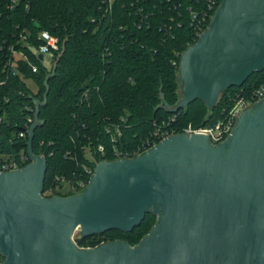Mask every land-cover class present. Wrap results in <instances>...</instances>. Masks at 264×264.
I'll use <instances>...</instances> for the list:
<instances>
[{
  "label": "water",
  "instance_id": "water-1",
  "mask_svg": "<svg viewBox=\"0 0 264 264\" xmlns=\"http://www.w3.org/2000/svg\"><path fill=\"white\" fill-rule=\"evenodd\" d=\"M263 69L264 0H220L181 53L172 110L195 99L211 109L226 88ZM41 104L27 130L31 161L0 170V264H264V97L224 140L171 134L133 157L97 162L68 196L43 195L46 158L32 151ZM148 212L155 224L134 245L75 241L76 231L129 232Z\"/></svg>",
  "mask_w": 264,
  "mask_h": 264
},
{
  "label": "trees",
  "instance_id": "trees-1",
  "mask_svg": "<svg viewBox=\"0 0 264 264\" xmlns=\"http://www.w3.org/2000/svg\"><path fill=\"white\" fill-rule=\"evenodd\" d=\"M8 1L0 0V162L15 160L22 167L31 161L27 129L35 101L43 102L32 151L46 158L43 192L52 189L48 196L82 191L75 185L79 178L89 180L84 168L93 171L97 162L116 159L115 153L135 156L155 131V121L165 120L177 132L189 123L214 125L238 98L251 99L264 84L263 69L226 88L211 109L195 99L172 110L180 98V55L197 40L189 8L200 10L204 0H18L12 9L5 6ZM41 31L58 41L50 66L35 54ZM27 78L36 82V91ZM112 126L120 131L114 141ZM56 175L75 187L55 189L61 187ZM155 221L148 212L129 232L110 229L77 235L75 241L96 246L125 234L138 237L134 243L124 238L134 245Z\"/></svg>",
  "mask_w": 264,
  "mask_h": 264
},
{
  "label": "built area",
  "instance_id": "built-area-1",
  "mask_svg": "<svg viewBox=\"0 0 264 264\" xmlns=\"http://www.w3.org/2000/svg\"><path fill=\"white\" fill-rule=\"evenodd\" d=\"M17 1L18 0H9L5 6L7 8L12 9L17 5V3H18ZM108 2H109V4H111L113 2V0H108ZM218 4H219V0H204V5L200 8V10H194L192 8H189L190 20L194 25L195 36L197 39L200 36V34L208 26V22L210 21V19L213 15L215 9L217 8ZM27 6L28 5H26V7ZM39 38L41 39V43L36 48L35 54L38 57H39V55H42V58H40V59H42V61H43L44 55L50 53L51 54L50 55V63H49V66H50V65H52V62H51L52 54H53V52L58 50L57 38L55 36L51 35L50 33H48L47 31H41L39 33ZM13 54L14 55L18 54L19 57H23L25 60L27 59L25 54H23L22 52H15L14 51ZM30 67H31V70L33 72L37 71L36 65L30 63ZM263 97H264V84L260 85L259 87L254 89V91L252 92L251 99H245L243 97L238 98L234 102L232 107L229 109L228 115L224 120L218 121L214 125L194 126L193 124L189 123L186 126H184L180 132H184L187 134L203 133L209 137V139L212 143L220 142V141L224 140L230 134L231 129L233 127V124H234L237 116L241 113V111L244 110L245 108L249 107L252 103L260 100ZM36 102L37 101H35V104H36ZM170 119L173 120L174 117H171ZM29 121H31V123H32L33 118L30 119ZM154 124H155L154 125L155 131L142 142L141 146L138 149V150H140V152H138L136 155H138L141 152L149 149L151 146L155 145L157 142H159L163 138H165L171 134L180 133V132L175 131L174 128H168L169 122L166 123L165 120L155 121ZM112 128L114 129V131L112 130V132H111V138L114 141L115 136L120 135V131H119L117 126H112ZM23 135H24V133L21 132L20 136H23ZM98 148L100 151L103 150L102 146H99ZM115 154H116L117 158H122V156H120L121 153L118 152ZM125 158H127V157H125ZM19 167H21L20 163L15 161V160H8L5 162H0V170H13V169H17ZM93 171H94V169H93ZM93 171L89 167L84 168V172L89 175V179H90ZM54 180L58 183L63 182L65 184H67L68 190L70 187L74 188L75 186L80 188V189H83L89 181L88 180L86 182L84 179L79 178L76 180V185L73 186L72 183L65 180V178L63 176L56 175ZM57 188H58V185H56L55 189H57ZM50 192H52V189H50L47 192H43V195L48 196L47 194H49Z\"/></svg>",
  "mask_w": 264,
  "mask_h": 264
},
{
  "label": "rangeland",
  "instance_id": "rangeland-1",
  "mask_svg": "<svg viewBox=\"0 0 264 264\" xmlns=\"http://www.w3.org/2000/svg\"><path fill=\"white\" fill-rule=\"evenodd\" d=\"M50 53H48V54H45L44 55V60H43V64H45V65H48L49 66V63H50ZM16 56H19L18 54H16ZM26 83H27V85L33 90V91H36L37 90V84H36V82L32 79V78H27L26 79ZM179 92L181 93V91H180V86H179ZM181 97H182V95H181ZM196 108L198 107V105H196L195 106ZM199 108V107H198ZM195 126V125H194ZM59 191H61V192H66L67 190H68V185L67 184H65V183H61V187L60 186H58V188H57ZM77 235H79V232L78 231H76L75 232V234H74V238L77 236ZM115 237L118 239V238H130L131 240H132V243H134V241H136L137 240V236H135V237H131V236H129V235H125V234H115Z\"/></svg>",
  "mask_w": 264,
  "mask_h": 264
}]
</instances>
